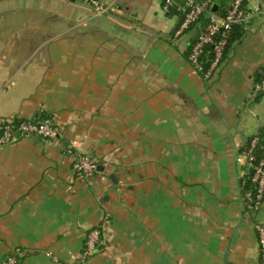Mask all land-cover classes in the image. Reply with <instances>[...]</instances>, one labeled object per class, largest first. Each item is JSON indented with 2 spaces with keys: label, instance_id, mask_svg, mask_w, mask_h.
I'll use <instances>...</instances> for the list:
<instances>
[{
  "label": "crops",
  "instance_id": "0c3cea01",
  "mask_svg": "<svg viewBox=\"0 0 264 264\" xmlns=\"http://www.w3.org/2000/svg\"><path fill=\"white\" fill-rule=\"evenodd\" d=\"M249 6L205 80L187 60L200 24L177 34L160 0H118L105 15L78 0H0V118L60 128L0 147V262L80 264L107 216L83 264H261L264 203L246 206L241 151L264 124V0ZM67 145L110 182L76 178Z\"/></svg>",
  "mask_w": 264,
  "mask_h": 264
},
{
  "label": "built area",
  "instance_id": "2783aa9c",
  "mask_svg": "<svg viewBox=\"0 0 264 264\" xmlns=\"http://www.w3.org/2000/svg\"><path fill=\"white\" fill-rule=\"evenodd\" d=\"M90 7L95 15H105L118 12V0H78ZM163 12H175L181 17L177 34H181L192 26L200 24L196 37L187 53L189 64L205 80H210L218 71L225 55L229 32L235 26L245 24L249 18L256 15L257 7L249 6V0H231L226 14L219 16L211 11L212 0H160ZM205 18V22L201 19ZM255 90L264 96V70L261 78L255 85ZM60 134V128L49 116L40 119L0 118V147L13 144L23 138H40L42 140L55 139ZM259 143H262L261 145ZM260 146L264 155V124L259 132L253 135L245 148L241 151L245 173L248 168L253 171L252 183L255 190H246L244 198L249 210L257 211L264 203V157L256 161L254 151ZM66 150L74 157L73 174L80 180H91L97 176L103 182H110L109 174L100 170L102 163L90 154H77L72 145ZM109 225L108 217H104L98 226L92 228L85 239L80 254L79 263L83 264L104 244L107 238ZM261 264H264V226L255 225ZM54 264H67L51 255ZM16 257L12 254L3 259L0 264H16Z\"/></svg>",
  "mask_w": 264,
  "mask_h": 264
},
{
  "label": "trees",
  "instance_id": "16d2710c",
  "mask_svg": "<svg viewBox=\"0 0 264 264\" xmlns=\"http://www.w3.org/2000/svg\"><path fill=\"white\" fill-rule=\"evenodd\" d=\"M199 1H205V0H199ZM224 1L225 3H227V1H231V0H212L213 5L211 6V11H213L215 14L219 15V16H223L226 14V11L228 8H226V5L220 6L219 3H222ZM215 5V6H214ZM219 5V8L216 9V7ZM225 6V7H224ZM173 14H177L175 12H172ZM178 15V14H177ZM202 22H205V18L203 17V19H201ZM180 22H181V17H180ZM240 26H235L228 34V38H227V47L232 43V41H234L236 38L239 37L240 33H236L234 34L235 29L239 28ZM226 47V49H227ZM226 51V50H225ZM260 145L262 143H259ZM245 148V146L243 147V149ZM242 149V150H243ZM255 158L256 161H258L259 159H261L262 157H264V155L262 154V150L260 148V146H258L255 151ZM253 176V171L251 168H248L246 170V173L243 177V182H242V190L243 192H245L247 189L248 190H255L256 186L254 183H252L251 179ZM244 194V193H243ZM263 198H264V191H263Z\"/></svg>",
  "mask_w": 264,
  "mask_h": 264
},
{
  "label": "water",
  "instance_id": "95a60500",
  "mask_svg": "<svg viewBox=\"0 0 264 264\" xmlns=\"http://www.w3.org/2000/svg\"><path fill=\"white\" fill-rule=\"evenodd\" d=\"M214 6H215V5H214ZM110 179H111L113 182L115 181V179H114V175H113V174L110 175ZM99 248H101V246H100Z\"/></svg>",
  "mask_w": 264,
  "mask_h": 264
}]
</instances>
